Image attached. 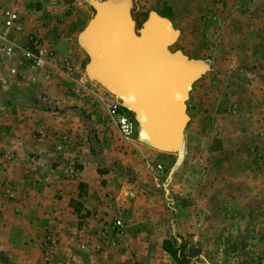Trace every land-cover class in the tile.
<instances>
[{"label": "rangeland", "instance_id": "rangeland-1", "mask_svg": "<svg viewBox=\"0 0 264 264\" xmlns=\"http://www.w3.org/2000/svg\"><path fill=\"white\" fill-rule=\"evenodd\" d=\"M33 1L10 0V5L39 9ZM132 7L138 23L153 11L178 31L170 52L208 61L209 70L191 85L184 103L188 120L181 148L177 154L151 149L137 141V126L125 148L115 138L114 160L97 164L106 174L108 205L114 206L113 219L98 230L97 241L104 246L84 236H73V245H64L57 236L44 234L39 259L28 264H172L161 248L170 238L181 246L185 264H264V0H133ZM71 13L68 6L62 14ZM92 13L89 8V17ZM80 50L84 62L78 68L67 66L74 83L62 75V66L51 70V78L58 73L78 90L75 94L67 88L71 99L66 103L36 92L51 83L41 80L43 72L36 86L16 77L8 83L29 88L20 99L35 110L75 120L78 126L64 135L65 148L72 143L80 151L90 145V154L99 157L105 142L93 137L91 143L79 141V133L92 128L98 115L104 117L89 89L84 73L88 59ZM10 134L7 142L0 139V165L7 166L23 151L37 155L21 148V141L27 134L26 141L37 138L39 132L23 126ZM12 176L0 174L1 194L20 184ZM29 178L30 184L38 182L33 174ZM118 213L126 220L113 237Z\"/></svg>", "mask_w": 264, "mask_h": 264}, {"label": "crops", "instance_id": "crops-1", "mask_svg": "<svg viewBox=\"0 0 264 264\" xmlns=\"http://www.w3.org/2000/svg\"><path fill=\"white\" fill-rule=\"evenodd\" d=\"M36 1L40 4L37 10L34 8L29 12V8H21L30 15L16 42L19 45L28 44L29 38H39L43 47L52 50L57 58H66L69 65L73 63L78 68L85 56L76 38L90 18L88 5H84L82 0H67V3L59 0ZM0 6H10V0H0ZM68 6L72 13L64 16L63 10ZM1 76H4L2 70ZM73 77L69 78L74 83ZM50 81L47 87L36 88V92L40 90L48 98L62 104L71 99L67 92L70 87L68 81L59 74ZM9 86V83L8 86L0 85V133L3 134L0 139L7 142L10 133L20 131V128L23 130V126H31L40 135L26 141L27 134V138L24 137L26 143L21 141V148H28L37 155L23 151L16 154L17 158L9 161L7 166L0 165V174L8 178L13 175L12 178L20 182L10 188L11 192L0 193V252L11 264L36 263L44 234L57 236L64 245H73L71 242L75 236H84L91 244L104 246V243L97 241V234L104 223L113 219L114 206L108 205L107 185H103L106 174L97 164H105L107 158L116 155L113 144L115 133L102 129L104 117L98 115L90 123L92 128L86 127L87 130L79 133V141L91 143L93 137L102 144L105 142L101 156L90 154V145L80 151L75 146L72 148V143L65 148L64 135L68 128L74 130L78 126L75 120L63 119L53 112L35 110L20 99L29 88ZM11 98L16 100L10 101ZM97 108L102 113L100 105ZM26 131L29 133V130ZM31 174L38 182L29 183ZM14 211L17 214H13ZM125 220L122 219L123 222ZM125 228H129L128 224Z\"/></svg>", "mask_w": 264, "mask_h": 264}, {"label": "water", "instance_id": "water-1", "mask_svg": "<svg viewBox=\"0 0 264 264\" xmlns=\"http://www.w3.org/2000/svg\"><path fill=\"white\" fill-rule=\"evenodd\" d=\"M84 1L93 13L76 42L88 59L86 78L131 113L139 143L177 154L188 120L184 103L208 61L170 52L178 31L156 12L136 27L132 0Z\"/></svg>", "mask_w": 264, "mask_h": 264}, {"label": "built area", "instance_id": "built-area-1", "mask_svg": "<svg viewBox=\"0 0 264 264\" xmlns=\"http://www.w3.org/2000/svg\"><path fill=\"white\" fill-rule=\"evenodd\" d=\"M33 2L34 4L39 3L36 0ZM32 10L34 8H29V12ZM29 15L28 11L11 5L0 6V69H4V76L0 77V85L7 86L9 80L16 77L20 82L34 86L39 84L38 81L42 72L44 75L41 80L48 82L52 80L51 70H58V66H62L66 72L65 74L62 70V75L67 76V78L70 77L67 67L69 61L66 58H57L52 50L43 47L39 38H29L30 43L28 44L19 45L16 42L18 36L24 31ZM88 83L89 89L91 91L94 89L100 111L104 115V119L101 121L102 129L109 133L113 131L120 147L125 148L124 143L129 144L136 131V124L132 116L123 112L114 98L104 93L95 84ZM69 89L72 93H78L77 89L70 87ZM97 93L102 94V96L98 97L99 94ZM157 168L160 167L157 166ZM121 228L122 219L118 213L112 223L110 236L117 237Z\"/></svg>", "mask_w": 264, "mask_h": 264}, {"label": "trees", "instance_id": "trees-1", "mask_svg": "<svg viewBox=\"0 0 264 264\" xmlns=\"http://www.w3.org/2000/svg\"><path fill=\"white\" fill-rule=\"evenodd\" d=\"M130 13H131L132 18L136 22V27H139L140 23L144 21V19L146 18V15H147V13L144 14V18L140 21V23H138V21L134 18V8L133 7H132ZM32 102L35 104L36 100L33 99ZM121 110L123 112H126L130 116H132L131 113L127 112L123 108H121ZM170 239L162 241V243H161L162 250L169 255V257L171 258L173 263L185 264L187 262V258L183 256V254L181 252V246L180 245L175 246L174 244H172L170 242ZM0 264H11V262L8 261V258L5 257L1 252H0Z\"/></svg>", "mask_w": 264, "mask_h": 264}]
</instances>
